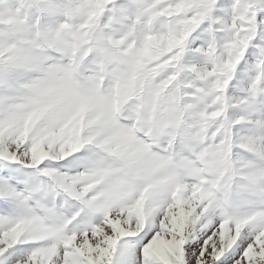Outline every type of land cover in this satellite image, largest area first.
<instances>
[{"label": "snow or ice", "instance_id": "snow-or-ice-1", "mask_svg": "<svg viewBox=\"0 0 264 264\" xmlns=\"http://www.w3.org/2000/svg\"><path fill=\"white\" fill-rule=\"evenodd\" d=\"M0 264H264V0L0 7Z\"/></svg>", "mask_w": 264, "mask_h": 264}, {"label": "rangeland", "instance_id": "rangeland-1", "mask_svg": "<svg viewBox=\"0 0 264 264\" xmlns=\"http://www.w3.org/2000/svg\"><path fill=\"white\" fill-rule=\"evenodd\" d=\"M17 0H0V7L15 6Z\"/></svg>", "mask_w": 264, "mask_h": 264}]
</instances>
